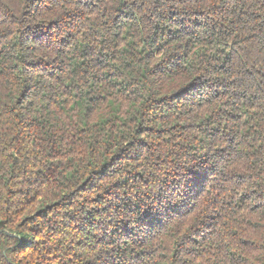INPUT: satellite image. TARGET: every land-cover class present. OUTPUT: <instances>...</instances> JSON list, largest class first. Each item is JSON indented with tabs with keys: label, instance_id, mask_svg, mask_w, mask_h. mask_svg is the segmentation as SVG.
I'll list each match as a JSON object with an SVG mask.
<instances>
[{
	"label": "trees",
	"instance_id": "obj_1",
	"mask_svg": "<svg viewBox=\"0 0 264 264\" xmlns=\"http://www.w3.org/2000/svg\"><path fill=\"white\" fill-rule=\"evenodd\" d=\"M0 264H264V0H0Z\"/></svg>",
	"mask_w": 264,
	"mask_h": 264
}]
</instances>
